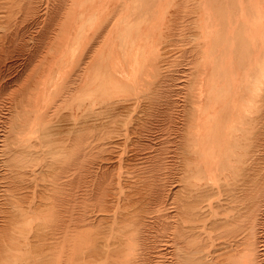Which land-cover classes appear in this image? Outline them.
Returning <instances> with one entry per match:
<instances>
[{
    "label": "bare ground",
    "instance_id": "obj_1",
    "mask_svg": "<svg viewBox=\"0 0 264 264\" xmlns=\"http://www.w3.org/2000/svg\"><path fill=\"white\" fill-rule=\"evenodd\" d=\"M0 264H264V0H0Z\"/></svg>",
    "mask_w": 264,
    "mask_h": 264
}]
</instances>
